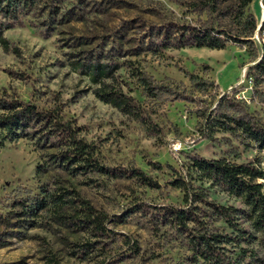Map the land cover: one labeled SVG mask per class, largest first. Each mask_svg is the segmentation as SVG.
I'll return each instance as SVG.
<instances>
[{"label": "rangeland", "instance_id": "obj_1", "mask_svg": "<svg viewBox=\"0 0 264 264\" xmlns=\"http://www.w3.org/2000/svg\"><path fill=\"white\" fill-rule=\"evenodd\" d=\"M54 1L52 10H26L5 32L19 54L0 45V87L70 121L77 135L93 144L97 160L116 171L72 174L50 163L47 154L53 150L37 138L6 142L0 146V215L19 212L18 201L28 196L74 190L107 216L106 235L57 223L53 212L45 211L21 233L11 232L17 230L14 226H0V264H194L186 234L160 219L165 206L184 204L183 191L171 180L183 175L201 183L199 174L188 169L195 154L264 166V150L241 131L218 130L209 138L202 134V114L225 93L242 99L249 112L264 119V81L255 86L248 74L263 51L257 0L245 8L257 22L249 41H231L223 49L169 46L163 33L172 32L174 25L210 23L236 33L242 27L234 16L241 0ZM259 37L264 38V19ZM86 38L92 44L80 45ZM89 49L108 52L123 64L119 81L145 110L151 127L100 100L88 89V76L72 69L73 56ZM135 68L177 87L188 99L144 94L132 75ZM190 73L213 84L204 93ZM137 168L158 185L141 182L131 173ZM204 185L210 198L241 206L221 187ZM217 225L231 232L222 221Z\"/></svg>", "mask_w": 264, "mask_h": 264}, {"label": "trees", "instance_id": "obj_2", "mask_svg": "<svg viewBox=\"0 0 264 264\" xmlns=\"http://www.w3.org/2000/svg\"><path fill=\"white\" fill-rule=\"evenodd\" d=\"M251 2L241 0V7L234 16L242 27L236 33L220 28L215 23L174 25L172 32L164 30V41L166 45L174 47L212 49H223L231 41L247 43L257 27L254 15L246 14L245 11ZM56 6L54 0H0V45L7 52L19 54L18 48L10 43L5 32L21 21V15L26 10H52ZM82 44L91 45L92 42L86 38L81 40ZM122 65L115 62L108 52L94 49L81 50L71 60L72 69L88 76L92 83L88 89L100 100L151 127L152 122L145 110L119 81L117 73ZM249 74L253 76L255 86L264 81V55ZM132 75L148 96L188 99L177 87L157 82L144 70L135 68ZM188 76L204 93L213 84V81L194 73ZM202 115V134L205 138L218 130H239L247 140L256 143L261 151L264 150V119L249 112L245 102L234 94L221 95L216 106L207 108ZM29 137L37 138L41 145L51 148L53 151L47 154L50 163L69 173L113 174L116 171L97 160L93 144L81 139L70 121H64L51 111L40 110L30 101L11 96L0 87V146ZM188 169L199 174L201 183L196 184L195 178L190 176L188 179L183 175L171 180L172 185L183 191L184 204L165 206L160 219H167L180 233L186 234L194 264H264V166L260 162L238 163L224 157L209 159L195 154L190 157ZM131 173L146 185H158L140 168L133 169ZM205 182L221 187L230 196L240 200L241 206L221 204L210 198ZM17 206L19 212H12L6 217L0 215V226L17 228L11 229V232L21 233L22 229L35 226L38 216L50 210L57 223L87 228L96 237L106 235L107 216L74 190L28 196L19 200ZM219 221L231 232L218 226ZM245 222L249 223V228L244 225ZM237 248L240 249L239 253H236Z\"/></svg>", "mask_w": 264, "mask_h": 264}, {"label": "built area", "instance_id": "obj_3", "mask_svg": "<svg viewBox=\"0 0 264 264\" xmlns=\"http://www.w3.org/2000/svg\"><path fill=\"white\" fill-rule=\"evenodd\" d=\"M263 19L264 18H262V21H261V23H260V25L258 26V28H257V37L259 38V42H260V44H261V46H262V48H263V51H262V55L260 56V58L258 59V61H260L261 60V58L263 57V55H264V38H260L259 37V30H260V28H261V26H262V24H263ZM257 61V62H258ZM249 74V73H248ZM251 76V75H250ZM251 78H252V80H253V83H254V79H253V76H251ZM180 145H181V143H179V144H174V148H179L180 147Z\"/></svg>", "mask_w": 264, "mask_h": 264}, {"label": "bare ground", "instance_id": "obj_4", "mask_svg": "<svg viewBox=\"0 0 264 264\" xmlns=\"http://www.w3.org/2000/svg\"><path fill=\"white\" fill-rule=\"evenodd\" d=\"M257 6L259 7L260 9V12H261V19L264 18V9L262 7V0H257Z\"/></svg>", "mask_w": 264, "mask_h": 264}]
</instances>
